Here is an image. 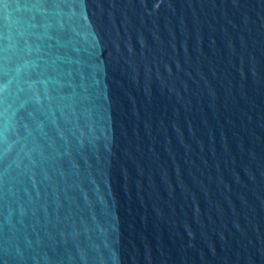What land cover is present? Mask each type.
<instances>
[{
  "label": "water",
  "instance_id": "obj_1",
  "mask_svg": "<svg viewBox=\"0 0 264 264\" xmlns=\"http://www.w3.org/2000/svg\"><path fill=\"white\" fill-rule=\"evenodd\" d=\"M0 264H264V0H0Z\"/></svg>",
  "mask_w": 264,
  "mask_h": 264
}]
</instances>
